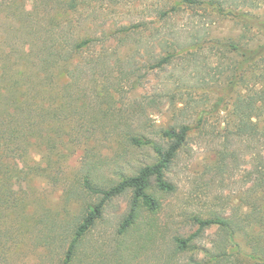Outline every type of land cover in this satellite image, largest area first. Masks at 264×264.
<instances>
[{
    "label": "rangeland",
    "instance_id": "1",
    "mask_svg": "<svg viewBox=\"0 0 264 264\" xmlns=\"http://www.w3.org/2000/svg\"><path fill=\"white\" fill-rule=\"evenodd\" d=\"M67 1L0 0V56L13 53L18 58L22 50L29 54L42 42L59 45L89 40L91 43L76 54L73 62L87 70L83 82L91 96L89 102L98 100L96 92L102 94L110 114L107 119L102 117L104 122L124 119L156 140H160L162 128L193 126L166 174L176 190L166 192L152 184L151 192L161 203L159 211H143L140 229L119 238L117 229L129 209L131 192L114 198L103 219L84 238L81 256L88 255L85 261L89 264H118L115 246L123 240L127 244L121 247L123 264H195L209 260L215 264L214 257L222 253L221 248L229 247L220 244L217 226L203 231L190 250H178L174 237L194 233L198 229L196 215L232 214L239 195L249 186L246 176L253 166L252 149L243 140L234 138L226 144L224 138L230 121L228 111L237 95V90L227 84L226 74L234 57L232 40L241 34L244 40L251 37L254 42L264 37L255 31L250 33L230 14L202 4L79 0L76 9L67 10ZM243 2L228 0L227 5ZM245 4V10L250 11V3ZM257 4L252 13L264 15V2ZM168 55V63L151 67ZM101 56L100 64H94ZM90 143L101 162L99 176L105 179H118L115 167L133 174L143 164L156 160L150 147L123 150L114 136L99 132L93 134ZM226 145L238 156L235 161L228 159L227 170L222 172L217 166ZM69 149L68 159L49 176L40 169L32 170L41 159L38 154L13 165L12 185L27 196L29 224L35 225L36 220L41 228L39 235L36 230L30 232L24 255L15 258L18 264H60L80 211L87 201L96 199L85 191H79L80 199L68 197L66 189L76 183L83 155L81 147ZM55 221L64 222L65 231L52 239L48 237V223ZM147 223L157 228L149 237L145 234Z\"/></svg>",
    "mask_w": 264,
    "mask_h": 264
},
{
    "label": "trees",
    "instance_id": "2",
    "mask_svg": "<svg viewBox=\"0 0 264 264\" xmlns=\"http://www.w3.org/2000/svg\"><path fill=\"white\" fill-rule=\"evenodd\" d=\"M227 1L180 0L183 4H202L218 12H226L242 21L250 33L255 31L257 36L264 37V15L251 11L254 6H258L259 1L264 0H242L244 5L250 3V11L245 10L242 3L228 6ZM65 3L67 10H73L79 0ZM251 39L244 40L241 34L238 39L232 40L230 51L234 57L227 70L226 80L232 90H237V95L228 111L229 127L224 134L226 144L236 138L245 141L252 149L253 166L246 176L249 186L239 195L232 214L196 215L194 219L198 229L188 237H174L178 250H190L193 241L203 231L217 226L221 235L220 244H229V247L221 248L222 253L214 257L215 264H264V38L257 42ZM90 43L89 40L62 42L59 45L42 42L34 45L35 50L29 54L22 50L18 58L13 57V53L0 56V264H18L15 258L24 255L30 232L36 230L39 235L41 229L36 220L35 225L30 226L25 202L27 196L19 188L15 189L11 180L14 163L28 155H40L41 159L32 170L40 169L49 176L68 159L69 147H81L83 151L79 159L78 179L68 186L66 192L70 200L80 199L79 191H85L96 199L87 201L80 211V218L73 227L74 236L60 264H78L88 259V255L81 256L83 240L103 219L107 206L114 198L131 192L129 209L117 229L119 238H125L132 230L140 229L143 211H159L161 203L151 192L153 182L159 190H176L175 184L168 180L166 174L193 126L181 124L162 128L159 131L160 140H156L141 132L139 126L129 125L124 119L104 122L102 117L107 119L110 114L104 107L102 94L96 92L94 97L98 100L89 102L91 96L83 82L87 70L73 62L76 54ZM169 57H162L151 67L165 65ZM102 58L94 64L99 65ZM97 132L114 136L123 150L150 147L156 160L143 164L133 174L115 167L114 174L118 179H105L103 175L99 176L101 162L95 158L90 143ZM237 156L226 145L220 152L217 167L224 172L227 170V160L231 158L235 161ZM48 224L49 238L64 235V222ZM146 228V237L157 229L152 223H147ZM117 244V262L123 264L125 256L122 251L127 244L123 240H118ZM194 263L213 264L210 260ZM84 264L89 262L86 260Z\"/></svg>",
    "mask_w": 264,
    "mask_h": 264
}]
</instances>
